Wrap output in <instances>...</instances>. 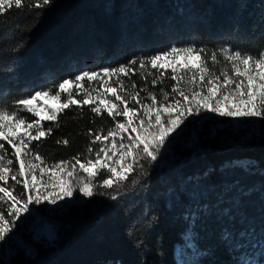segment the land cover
Wrapping results in <instances>:
<instances>
[{
	"label": "trees",
	"instance_id": "obj_1",
	"mask_svg": "<svg viewBox=\"0 0 264 264\" xmlns=\"http://www.w3.org/2000/svg\"><path fill=\"white\" fill-rule=\"evenodd\" d=\"M33 2L0 15V107L9 110L82 71L174 46L264 52V0H51L42 8ZM130 76L138 84L140 76ZM91 107L73 105L57 122L42 121L52 133L33 141V151L49 165L93 155L89 130L106 134L114 122ZM182 138L168 140L156 162L140 161L143 170L116 200L97 194L39 217L36 225L50 223L54 235L35 237L31 226L12 251L0 250V264L264 263V132L189 129ZM64 139L67 145L57 143Z\"/></svg>",
	"mask_w": 264,
	"mask_h": 264
},
{
	"label": "snow or ice",
	"instance_id": "obj_2",
	"mask_svg": "<svg viewBox=\"0 0 264 264\" xmlns=\"http://www.w3.org/2000/svg\"><path fill=\"white\" fill-rule=\"evenodd\" d=\"M50 3L51 0H34L31 6L42 8ZM13 7L20 9L25 4L23 0H0V15ZM137 64L139 67L135 68ZM169 70L175 81L171 92L161 88L156 93L147 86L137 90L135 81L129 87L122 79L138 74L145 80L152 77L151 84L155 86L163 82ZM112 77L115 80L110 83ZM85 80L89 84L102 80L104 92L89 91ZM81 92L83 99L79 98ZM107 94L115 101L104 98ZM40 100L55 101L56 106L40 104ZM15 103L14 110L0 107V141L11 146L14 157L9 158L5 144L0 143V241L31 211L30 205H58L75 199L76 191L85 198L98 194L116 200L132 174L143 170L140 161L156 162L169 138L182 132L190 117L213 113L233 119L264 120V52L254 56L228 47L209 53L204 48L174 46L118 67L82 71L74 79H63L52 88L35 91ZM93 104L92 113L101 116L106 111L114 122L106 134L102 129L95 133L89 130L93 138L87 152L93 155L83 159L74 156L71 161L49 165L33 151V141L52 133L51 127L43 128L42 121L57 122L59 115L73 105L82 108ZM21 112L38 119L29 121ZM57 143L67 145L69 141ZM97 143L100 146L94 148L92 145ZM101 175L103 178L99 179ZM17 185H22L23 192H15ZM98 188L102 191L97 192ZM225 238H229L228 233Z\"/></svg>",
	"mask_w": 264,
	"mask_h": 264
},
{
	"label": "rangeland",
	"instance_id": "obj_3",
	"mask_svg": "<svg viewBox=\"0 0 264 264\" xmlns=\"http://www.w3.org/2000/svg\"><path fill=\"white\" fill-rule=\"evenodd\" d=\"M212 52V51H210ZM209 52V53H210ZM221 61L223 63V60L221 58ZM151 71L155 72L154 69H152ZM216 71L219 72V66L216 68ZM171 71L169 70L167 73L166 78L163 79L162 83H158L157 85L153 86L151 84V79L152 77H148L147 80L142 79L140 77V80L138 82L137 85V90L139 88L145 87L147 86L148 89L150 91L159 93L161 88H164L166 91L171 92V87L172 85L175 83V81H172L171 78ZM124 77H122L123 79ZM138 78V77H136ZM132 77L130 78V82L126 83V85L129 86V84L131 85L132 81ZM115 80V77L110 78L109 82L112 83V81ZM85 87L91 91L92 89H98L99 92L103 93L104 92V88L101 87V84L103 83V81H94L91 84H89L87 82V80H85ZM112 86H116L115 84H112ZM130 87V86H129ZM119 91V89H118ZM93 96H96V92L92 93ZM83 92H81L80 94V99H83ZM142 96L146 97L145 93H141ZM111 98L113 101H115V97H111L110 94H107L104 98ZM63 99V98H62ZM99 102V101H97ZM145 102H150L147 99H145ZM38 103L40 104H44V105H51V106H56V102L55 101H51V100H40L38 101ZM93 107L95 106L94 104L92 105ZM123 107V106H121ZM137 107H139L137 105ZM30 117L35 120L38 119V117L29 114ZM42 123V122H41ZM257 128H261L262 130H264V120L259 119V118H244V119H233V118H229V117H220L217 116L213 113H202L200 116H194V117H190L188 121L185 122V126L183 127V131L180 132L179 134H173L172 137L169 138V141L172 140H176L179 138V140H181L180 138L185 137L188 133L189 129L195 130L197 132H201L203 130H221V129H231V130H236V129H243L246 131H252L255 130ZM183 139V138H182ZM0 143H2L0 141ZM14 167L18 168V164H14ZM78 167V166H77ZM9 183H14L11 180H9ZM22 187V185H17ZM85 199V197H83L79 191L75 192V199L73 200H66V201H61L59 202L58 205H49L47 203H43L40 205H30L31 211L29 213H25L24 216L17 221L16 227L13 228L12 232L9 233V235L5 238V240L0 241V250L1 251H5L6 253H8L9 251H12V248H15L17 246V242L16 240L22 235V234H26L29 231L31 232V226L35 227V229H33V231H35L34 235L36 237V235L39 237H52L54 235V229H53V225H51L50 223H46L44 226H38L36 225V221L39 217L41 218H47V216L51 213H54L57 210H62L64 208H66L67 206H70L72 204H77V203H81L83 200ZM29 232V233H30ZM28 233V234H29ZM176 251V255H177ZM249 264H264V263H260V262H251Z\"/></svg>",
	"mask_w": 264,
	"mask_h": 264
}]
</instances>
